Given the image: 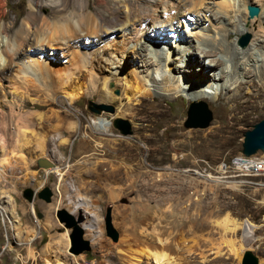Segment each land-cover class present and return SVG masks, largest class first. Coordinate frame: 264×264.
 <instances>
[{"label":"rangeland","instance_id":"rangeland-1","mask_svg":"<svg viewBox=\"0 0 264 264\" xmlns=\"http://www.w3.org/2000/svg\"><path fill=\"white\" fill-rule=\"evenodd\" d=\"M54 1L43 0L44 7L48 10L45 12H49V7ZM89 1L91 4L96 3V0ZM157 1L158 4L154 7L156 13L158 10L161 11L159 19L178 9L173 0ZM230 1L231 3L234 1V6L229 4L227 6L228 1L225 0H203L196 6L197 14L186 12L194 16L193 20L198 17L201 21L205 20L191 31L199 35L198 37L201 36L200 38L212 39L217 35L216 37L220 38L219 42L225 46L235 38L237 42L241 35L247 34L248 40L243 46L249 45L258 32L257 27L238 35L232 33L231 38L226 39L222 23L212 22L209 18L212 12L216 11L229 17L236 18L238 15L241 18L240 13L246 10L241 6L242 0ZM27 5L28 0H7L4 16L0 19V27L4 24L9 25L15 16L20 21ZM251 5H256L258 13L261 12L259 5L256 3ZM122 12L126 13V8L123 7ZM148 17L152 20L151 16ZM172 22L177 24L176 19ZM244 25L246 26L242 23L239 28ZM176 30H160L159 37L166 33L167 37L171 35L174 38L178 33L180 36L177 39L181 42L186 36L197 42L196 36L187 32L185 24L180 26L178 23ZM215 31L219 34L215 35ZM1 33L0 40H5L4 34ZM147 35L154 37L157 33L148 31ZM133 40L134 38L131 39ZM157 47L158 53H165L168 48L163 41L159 42ZM177 51L174 55L180 56L182 51L180 49ZM230 53L228 50L226 55ZM131 68L132 65L126 63L123 69ZM165 74L170 73L165 71ZM128 76L134 77L132 74ZM2 83L3 80L0 79V102L11 99L8 90L10 88L2 86ZM109 86H113V83H109ZM112 94L119 95L120 89L114 88ZM32 96L30 94V97ZM201 101L210 113V121L204 127H185L187 109ZM235 103L236 101L228 100L222 94L215 101L206 99L191 102H188L184 95H179L177 99L168 96L163 101L164 112L157 116V119L150 105L140 110L141 115L146 117L142 122L143 127L135 128L129 118L115 117L111 122L110 136L114 135L115 138H120V141L102 142L99 145L94 141L78 143V138L86 130L74 131L67 128L66 126H73L75 116L58 112L61 117L59 124L64 125L63 128L66 127L62 128V134L68 140L65 143H58L52 130L44 122L41 125H34L33 129L45 133L52 140L44 142L43 154L37 155L32 152L40 139L36 135L34 137L28 134L30 142L25 149L32 148L33 151L28 153V156L25 155L28 160L25 163H21L20 157H17L18 153H14V156L16 155L14 158L11 154L12 146L9 144V137L6 138L10 114L5 111L4 106L5 113L2 116L6 117L3 119L0 117L2 120L0 127L3 131L0 130V199L8 200L9 203L5 204L8 209L10 207L9 211L15 224L13 229L11 228L14 239L11 240V245L8 244L2 251L6 243L4 235L9 231L7 225L9 219L5 222L0 212V264H53L51 256L50 258L44 256V248L48 243L52 248V254L64 259L65 264H126L123 251L128 244L137 248L142 246L143 241L159 244L156 236L161 237L163 243H168L175 237L177 249L181 254L188 255L191 252L189 254L203 264H241L245 251H249L255 257L256 264H264V173L248 172L241 168L227 169L230 158L241 154L244 131L251 129L254 123L264 118V106L246 113L232 111L235 109ZM117 105L118 102L106 101L102 94L97 92L83 96L75 109L81 123H86L91 114L101 115L103 109L114 116ZM48 107L39 111H44L45 116ZM19 108L27 111L36 110L33 102L26 99L20 103ZM54 108L60 107L55 105ZM117 119L122 122L115 126ZM50 122L53 123L52 120ZM4 124L8 126L6 127L8 131L3 127ZM218 124H221V127L215 131L214 128ZM118 126L125 128L126 132H122V128ZM134 134L139 136L140 142L132 143L125 139L133 138ZM1 135L4 136L3 139ZM145 151L147 153L144 156H138ZM260 154L262 153L257 152L250 156ZM38 158L46 159L50 163L49 166H58L64 170L60 194L54 190L57 175L47 173L50 168L48 166V168L38 166ZM6 159H10L11 163ZM15 159H18L17 162ZM220 163H224L226 169H223ZM25 187L34 191L47 187L51 195L48 201H45L34 194L29 202L21 194ZM79 197H82L84 204L79 209L71 210ZM57 208H64L72 213L80 225L82 219L94 223L93 231L86 230L81 225L84 228L82 238L87 239L90 244L88 250L76 254L69 250L70 228L57 221L55 217ZM225 214L243 222L235 241L244 246L245 243L241 240L249 238L254 245L251 249L244 248L240 262L236 254L226 252V248L222 250L220 256L214 257L212 254L209 259L202 260L199 252H212L213 250L209 251V248L219 243L221 236L220 233L213 231V222L216 219L221 220ZM106 218L116 233L115 239L106 234ZM171 220L177 227L165 226L171 223ZM92 233L97 237L94 238ZM30 236H33L32 240H29ZM222 246L224 247V244ZM140 256L143 264L152 261L147 254ZM212 258L213 260L209 262Z\"/></svg>","mask_w":264,"mask_h":264},{"label":"bare ground","instance_id":"bare-ground-1","mask_svg":"<svg viewBox=\"0 0 264 264\" xmlns=\"http://www.w3.org/2000/svg\"><path fill=\"white\" fill-rule=\"evenodd\" d=\"M201 1L203 0H173L178 9L159 19L161 11L157 9L156 13L154 7L158 4L157 0H96L93 4L89 0H55L50 5L49 12H45L47 8L44 7L43 0H28L26 12L20 21L15 16L9 25L0 27V32L5 37V40H0V79L3 80L1 85L9 87L11 94L10 100L0 102V117L5 111L10 114L6 138L9 137L13 158L16 156L14 153H18L17 157H20L21 163L28 161L25 155L33 151L32 148L25 149L30 142L28 134L36 135L40 139L32 153L43 154L44 142L52 139L33 129L34 125H41L42 122L52 130L58 143L68 140L62 134V130L67 127L74 131L86 130L78 138V143L94 141L99 145L102 142L120 141V138L110 136L111 122L115 117L129 118L135 128H139L146 118L141 115L140 110L150 105L157 119V116L164 112L163 101L168 96L177 99L179 95H184L188 102H191L206 99L215 101L222 94L228 100L236 101L232 111L246 113L264 106V0H242L241 6L244 9L253 3L261 7V12L254 17H247L246 10L240 13L241 18L238 15L236 18L229 17L217 11L212 12L209 17L212 22L222 23L226 39L231 38L232 33L238 35L257 27L255 38L247 46H240L236 38L228 46L222 45L218 40L220 38L216 37L218 31H215L216 36L212 39L200 38L201 36L193 33L191 30L205 20L201 21L199 17L189 20L185 14L188 11L197 14L196 6ZM225 1H228L227 6H234V1ZM6 4L7 0H0V19L4 16ZM123 7L126 8V13L122 12ZM148 16H151L152 20H149ZM174 19L177 24L172 22ZM188 20L195 24H188ZM178 23L180 26L185 24L187 32L196 36V43L187 36L181 42L177 39L180 36L178 33L174 38L171 35L167 37L166 33L159 37L160 30L177 31ZM242 23L246 26L239 28ZM148 31L157 35L149 37ZM135 32L140 36H136ZM162 41L168 48L165 53L160 54L157 45ZM179 49L182 53L175 56L174 53ZM228 50L230 55H226ZM126 63L132 65L130 70L123 69ZM165 71L172 73V76L165 74ZM129 74L134 77H129ZM111 82L113 86H109ZM114 88L120 89L119 95L112 94ZM97 92H100L106 101L118 102L114 116L103 109L101 115L91 114L86 123H81L75 109L77 103L83 96ZM30 94L33 96L30 97ZM25 99L32 101L36 110L20 109V103ZM55 105L62 109L59 111L60 108H54ZM46 106L49 107L44 116L45 112L39 110ZM58 112L74 115L76 120L73 126L63 128L64 125L59 124L61 117ZM6 124L3 127H8ZM220 127L221 124H218L214 130L217 131ZM0 130L2 131L1 127ZM5 134L7 135L6 132ZM125 139L132 143L141 141L137 134H134L133 138ZM146 153L147 151L139 153L138 156H144ZM17 160L15 159V162ZM6 161L10 162V159ZM48 167L50 168L47 173L57 175L54 190L60 194L64 170L58 166ZM241 169L264 173V169ZM4 196L6 195H2ZM82 200V197L77 198L71 210L79 209L84 204ZM7 202L8 200L0 199L3 219L5 222L9 219V231L4 235L6 243L3 244L2 251L8 244L11 245V240L14 239L11 228L13 229L15 223L9 211L10 207L8 209L5 204ZM76 221L79 227L82 225L86 230L93 231L92 221L82 219L81 225ZM242 223L241 220L237 221L226 214L221 220L216 219L212 228L220 233L221 238L215 247L209 248L212 252H199L201 259L207 260L212 254L214 257L220 256L226 248V252L236 254L240 262L244 248L251 249L254 245L249 238L241 240L245 243L244 246L235 241ZM165 226L177 227L173 220ZM92 235L97 237L94 233ZM155 239L160 243L143 241L140 248L128 244L123 251L126 264H143L140 256L142 254L150 256L152 261H149V264H203L193 258L189 254L191 252L188 255L181 254L177 249L175 237L168 243H163L158 236ZM51 251L48 243L44 248V256H51L53 264H65L64 259L54 256ZM212 260L213 258L209 262Z\"/></svg>","mask_w":264,"mask_h":264},{"label":"water","instance_id":"water-1","mask_svg":"<svg viewBox=\"0 0 264 264\" xmlns=\"http://www.w3.org/2000/svg\"><path fill=\"white\" fill-rule=\"evenodd\" d=\"M247 17L255 16L258 13V7L256 5H247ZM248 35H241L237 40L240 46H243L247 43ZM191 108H188L186 111V119L184 121L185 127H204L210 121V113L205 107V104L201 101L198 104L191 105ZM122 121L117 119L116 125H119ZM122 128L121 126H118ZM122 132H126L125 128H122ZM261 152L264 154V118L260 119L252 125V128L244 131L243 138L241 141V154L244 156H250ZM49 162L46 159L38 158L37 165L42 167L49 166ZM22 196L27 201H31L34 194L37 197L42 198L45 201H48L51 191L47 187H43L39 190H32L29 187H25L22 192ZM55 217L58 222L62 223L64 227L70 228L68 232L69 238V250L76 254L82 252L83 250H88L89 244L88 240L82 238L83 230L77 224V219L74 216L66 211L64 208H57L55 211ZM105 230L106 234L111 236L113 239L116 237L115 231L110 227L108 218L105 221ZM241 264H256V259L251 255L249 251H245L243 260Z\"/></svg>","mask_w":264,"mask_h":264},{"label":"built area","instance_id":"built-area-1","mask_svg":"<svg viewBox=\"0 0 264 264\" xmlns=\"http://www.w3.org/2000/svg\"><path fill=\"white\" fill-rule=\"evenodd\" d=\"M223 166V169H226L224 163H220ZM229 167L227 169H239V168H249V169H264V155L260 154L258 156H243L237 155L230 158ZM221 165H219L221 167ZM32 237H29V240H32Z\"/></svg>","mask_w":264,"mask_h":264},{"label":"clouds","instance_id":"clouds-1","mask_svg":"<svg viewBox=\"0 0 264 264\" xmlns=\"http://www.w3.org/2000/svg\"><path fill=\"white\" fill-rule=\"evenodd\" d=\"M189 16V18H191V19H193L194 18V16L193 15H190V12L189 13H186V17H188ZM168 33H170V32H168Z\"/></svg>","mask_w":264,"mask_h":264}]
</instances>
